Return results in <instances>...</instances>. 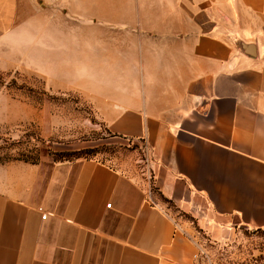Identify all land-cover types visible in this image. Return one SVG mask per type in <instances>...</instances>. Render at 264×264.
Segmentation results:
<instances>
[{
	"label": "crops",
	"instance_id": "0c3cea01",
	"mask_svg": "<svg viewBox=\"0 0 264 264\" xmlns=\"http://www.w3.org/2000/svg\"><path fill=\"white\" fill-rule=\"evenodd\" d=\"M76 1L0 0V71L79 94L148 172L0 165V264H199L264 232V0Z\"/></svg>",
	"mask_w": 264,
	"mask_h": 264
},
{
	"label": "rangeland",
	"instance_id": "374dc122",
	"mask_svg": "<svg viewBox=\"0 0 264 264\" xmlns=\"http://www.w3.org/2000/svg\"><path fill=\"white\" fill-rule=\"evenodd\" d=\"M70 1L71 11L83 7L92 12L96 6ZM140 1L145 2L121 6L124 11L129 7L160 8L159 0ZM47 3L42 1L41 5ZM83 150L84 156L115 167L148 172L145 146L112 137L79 94L50 91L44 81L30 73L0 71V165L36 161L45 153L77 155L76 151ZM199 264H264V232L244 231L233 242L218 244L204 237Z\"/></svg>",
	"mask_w": 264,
	"mask_h": 264
},
{
	"label": "trees",
	"instance_id": "16d2710c",
	"mask_svg": "<svg viewBox=\"0 0 264 264\" xmlns=\"http://www.w3.org/2000/svg\"><path fill=\"white\" fill-rule=\"evenodd\" d=\"M76 152H77V155L76 154H73V153H66V154L63 153L61 155L54 154V158L56 160H70V161L75 160V159H79V158H91V157H88V156H84L83 155V153H85V150H83V151H76ZM86 153H87V151H86Z\"/></svg>",
	"mask_w": 264,
	"mask_h": 264
},
{
	"label": "built area",
	"instance_id": "2783aa9c",
	"mask_svg": "<svg viewBox=\"0 0 264 264\" xmlns=\"http://www.w3.org/2000/svg\"><path fill=\"white\" fill-rule=\"evenodd\" d=\"M108 207H111V204H108ZM47 214L44 213V215L42 216L43 219H46Z\"/></svg>",
	"mask_w": 264,
	"mask_h": 264
}]
</instances>
